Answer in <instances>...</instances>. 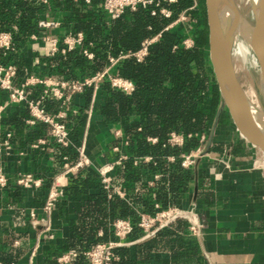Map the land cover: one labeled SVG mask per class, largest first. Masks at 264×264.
Instances as JSON below:
<instances>
[{
	"label": "trees",
	"instance_id": "16d2710c",
	"mask_svg": "<svg viewBox=\"0 0 264 264\" xmlns=\"http://www.w3.org/2000/svg\"><path fill=\"white\" fill-rule=\"evenodd\" d=\"M193 2L194 0H153L152 3L138 5L135 9L125 8L118 17L110 18L102 10L100 0H48L47 3L39 0H0V31H9L12 39L11 49H0V62L15 65L16 83L29 75L41 78L53 76L57 80L68 82L82 79L108 66L109 56L118 57L134 52L145 39L157 35L147 45L146 53L140 60L132 55L123 56L110 67L112 74L132 81L133 90L130 93L115 90L108 82H102L94 93L91 86H85L72 95L70 106L76 109V113L68 112V123H65L73 132L71 143L66 146L57 144L55 148L60 165L64 161H76L79 139L75 128L83 121L85 110L93 100L101 123L105 126L117 125L122 130L126 141L123 151L126 154L124 176L127 180H145L151 177V172L157 170L162 173L161 179L166 181L167 190L163 186L155 190L152 200L151 190H148L139 200L144 205L143 211L150 213L155 210L153 200L159 202L161 208L167 207L170 201L168 193L174 201L175 197L181 195L185 182L191 180V173L180 165V155L199 144L196 133H205L207 137L219 102L207 57L202 4L191 7ZM160 8L168 10L169 15H163ZM51 9L59 10L64 32H81L82 41L80 45L62 53L60 48L63 43L60 39L55 53L38 55L37 62L32 63L34 54L27 56L22 47L28 42V36L38 31L37 20ZM180 13L185 15L186 20L169 26ZM185 37L191 39V46L182 44ZM84 48L92 53L91 58L82 53ZM30 91L29 97L36 99L42 92V86L34 85ZM6 98L7 93L0 89V101ZM43 104L48 111L53 112L54 108L50 106L48 99L45 98ZM26 116L28 110L23 104L15 105L13 111L1 116L0 139L3 127H21ZM35 124L42 132L49 130L48 125L42 121H35ZM228 126L234 128L226 109H223L213 137L218 135L219 128ZM172 130L185 135L182 145L165 144L166 135ZM147 137H155L156 141H148ZM221 148V141H215L209 147L213 151H221ZM167 155L175 158L170 168H165ZM145 156L150 157L149 161H142ZM134 158L140 159L138 166L132 165ZM49 186L50 181L46 180L40 196L46 195ZM91 187L94 191H90ZM5 188L11 193L13 203L21 206V185L7 181ZM66 192L68 195L84 196L78 217L81 223L78 225L70 221V236L64 238L59 245L51 246L43 254L40 264H62L57 262L56 257L61 251L68 249H74L77 255L66 264H88L83 251L95 243L113 239L110 222L118 217H128L132 222L127 239L134 240L142 235L141 229L136 225L138 216L116 195L106 197V191L96 173L87 170L84 175L80 172L71 175ZM22 213L24 220L29 218L27 213ZM98 228L102 231L101 235H97ZM168 228L169 226L161 227L150 239L135 244H143L147 250L155 247L158 236L173 234ZM3 229V224L0 223V230ZM26 234H30V231ZM129 249L130 246L114 247L113 252L118 258L112 264H132ZM21 255L20 247L12 248L7 238L0 239V264H16Z\"/></svg>",
	"mask_w": 264,
	"mask_h": 264
},
{
	"label": "crops",
	"instance_id": "0c3cea01",
	"mask_svg": "<svg viewBox=\"0 0 264 264\" xmlns=\"http://www.w3.org/2000/svg\"><path fill=\"white\" fill-rule=\"evenodd\" d=\"M49 11L51 10H47L37 20L38 31L31 33L27 38L28 42L22 47L27 56L34 54L32 63L37 62L38 55H51L49 43L44 41L43 36L56 37L59 41L71 34L65 33L61 27L60 12L49 16ZM49 18L59 24L43 28L38 26L39 21ZM40 31H43L44 35H40ZM32 34L36 37L32 38ZM30 94L29 90L27 95ZM5 101L6 99L0 101V104ZM14 108L15 105H9L3 115L10 113ZM71 108L73 107L70 105L64 108L65 115L60 118L61 121L68 123L67 113L74 114L70 111ZM88 108L85 110L83 121L75 128L79 139L76 148L83 147L88 162L73 169L68 167L78 161L79 155L74 163L64 161L60 165L55 149L58 143L50 137L48 129L42 132L35 123L29 124L28 116L24 118L21 127H3V131L10 133L9 142L12 146L8 154L3 157L0 155V166L7 181L14 184L16 177L24 174H32L41 179L37 188L21 186L20 209L13 203L11 193H8L6 188L0 190V223L4 227L0 230V239L7 238L10 247L21 248L22 255L16 264H40L43 254L48 252L51 246L59 245L64 238L70 236V221L78 225L81 223L78 217L84 196L67 194L66 187L71 175L78 172L84 175L87 170L98 175L99 167L112 163L121 155L126 156L123 151L126 141L120 127L103 125L97 115L96 105L93 104L90 114L87 113ZM116 131L120 134H116ZM72 136L70 129V140ZM2 138L3 133L0 142ZM215 141L222 142L221 151L209 149L206 154L196 158L191 168L182 167L191 173V180L185 182L181 195L175 197L174 201L168 193V205L174 203L193 210L194 219L201 225L199 234H191L188 222L180 219L169 225L168 229L173 234L158 236L157 245L148 250L143 244L137 246L149 238H142L141 235L133 240L134 243L129 249L132 264H264V159L230 126L219 128L218 135L212 137V143ZM168 157H172V160ZM63 158L65 159V156ZM125 159L116 164L111 185L122 190L123 195L116 196L124 200L138 216L144 206L139 202L140 197L151 190L152 200L155 190L162 186L167 190L168 185L161 179L163 175L159 170L151 172V177L145 180H127L124 176ZM174 159L173 155H167L165 168H170ZM139 163L137 158L132 161L133 166H138ZM46 180L50 181L49 188L53 185L63 193L47 215L42 210L46 195L40 196ZM90 191H94L92 187ZM111 196H108L106 191V197ZM152 204L154 207V204L159 202L153 200ZM23 211L28 215L32 211L36 219L47 217L53 237L47 238L42 226L33 225L30 216L24 220ZM33 226L36 229H31ZM29 231L30 234H26ZM101 233L98 228L97 235ZM62 252L64 251L60 254Z\"/></svg>",
	"mask_w": 264,
	"mask_h": 264
},
{
	"label": "built area",
	"instance_id": "2783aa9c",
	"mask_svg": "<svg viewBox=\"0 0 264 264\" xmlns=\"http://www.w3.org/2000/svg\"><path fill=\"white\" fill-rule=\"evenodd\" d=\"M42 3H47L48 0H39ZM89 2V0H84ZM173 1V0H169ZM153 0H100V5L102 10L110 17H118L125 8L135 9L136 6H144L146 4L152 3ZM157 5V4H156ZM196 5V0L193 2V6ZM58 9H51L48 15L52 16L58 13ZM159 11L165 15H169V11L165 8H160ZM153 14L154 11L152 10ZM186 20V17L183 13H180L178 17L171 23L169 26H172L175 23L182 22ZM59 22L53 19L41 20L38 22L40 28L47 26L58 25ZM44 35L43 31H40V35ZM32 38H35L36 35L32 34ZM157 35L151 37V39H145L138 50L119 55L118 57L109 56V65L104 67L101 71L96 72L90 76L84 77L82 79H75L72 81H60L55 79L53 76L38 77L35 75H29L22 81L15 82V73L16 67L12 63H1L0 62V89L7 93L6 101L0 104V117L4 114V111L9 107V105L23 104L28 110V119L29 124L35 123V121H42L46 123L49 127L50 137L58 144L66 146L71 143L69 137V128L65 122L61 121L60 118L64 117L65 110L68 105H70L72 95L76 92H80L83 87L91 86L93 93L96 91L98 86L102 82H108L110 87L122 91L124 93H130L133 90V83L131 80L114 75L110 72V67L119 57L132 55L136 60H140L143 55L146 53L147 45L155 40ZM45 42L49 43V52L50 54L55 53L58 50V39L56 37L43 36ZM82 41V33L76 32L74 34H67L62 38L63 46L60 48V52L64 53L65 51L71 50L77 45H80ZM182 44L186 47L191 46L192 41L189 37H185L182 40ZM12 48V39L11 34L8 31L0 32V49L8 50ZM82 53L87 57L91 58L92 53L86 48L82 49ZM34 85H41L42 92L36 98H30L27 93ZM49 100V104L54 108L53 112L47 110V107L44 106L43 100ZM93 109V100L90 103L88 108V114L91 113ZM72 113H76L74 108H71ZM116 134H120L119 131H116ZM190 134H187L189 136ZM199 144L190 151L182 153L180 155V165L183 168H191L195 163L197 157L200 156V150L202 144L206 140L205 133H196ZM10 133L8 131H3V138L0 142V155L3 157L8 154L11 150V143L9 142ZM185 139V135L182 132L169 131L166 135L165 144L169 146H180L182 145ZM148 141L155 142V137H147ZM43 142V140H39ZM116 149V148H115ZM78 161L68 169H73L79 166L84 165L88 162L84 155L83 147L78 146ZM126 158V156L121 155L117 160H113L112 163L99 167L98 175L100 177V182L103 189L107 191L108 196L117 195L122 196L123 192L119 187L111 185L112 172L115 169L116 164L119 160ZM150 157L145 156L142 158V161L149 160ZM169 160H172V157H168ZM140 160V159H138ZM15 183L21 185L24 188L32 187L37 188L41 184V179L35 177L32 174H24L16 177ZM7 184V178L0 166V190L5 188ZM62 190L51 186L46 194L45 201L42 207V210L45 215H47L50 210L55 205L56 201L62 196ZM154 212L141 211L138 214V220L136 225L141 229L142 238L150 237L161 227L169 226L171 223L175 222L177 219L186 220L189 224V231L191 234L197 235L200 230V223L194 219V212L190 207H180L174 203L168 205L165 208H161L159 204H154ZM31 222L33 225L40 224L42 230L47 238H52L53 233L50 231L49 220L47 217L43 216L39 219H36L32 211L29 212ZM110 227L113 235V239H110L105 242H98L91 246L89 249L83 251V255L86 257L88 264H112L113 260H116L118 257L113 252V248L117 246H131L134 241L127 239V235L132 229V222L129 218L118 217L113 219L110 222ZM77 252L74 249H68L59 254L56 257L57 262L66 264L75 259Z\"/></svg>",
	"mask_w": 264,
	"mask_h": 264
},
{
	"label": "water",
	"instance_id": "95a60500",
	"mask_svg": "<svg viewBox=\"0 0 264 264\" xmlns=\"http://www.w3.org/2000/svg\"><path fill=\"white\" fill-rule=\"evenodd\" d=\"M222 9L223 0H202L207 57L217 86L219 102L200 155L209 151L219 115L223 109H226L240 137L255 148L264 159V42L259 41L256 50L249 45L256 59L254 80L258 101L255 108L237 78L233 63L228 57H223L219 49Z\"/></svg>",
	"mask_w": 264,
	"mask_h": 264
},
{
	"label": "bare ground",
	"instance_id": "6f19581e",
	"mask_svg": "<svg viewBox=\"0 0 264 264\" xmlns=\"http://www.w3.org/2000/svg\"><path fill=\"white\" fill-rule=\"evenodd\" d=\"M248 2L251 5L252 22L248 21L234 0H223L219 49L223 57H228L232 63L233 60H240L255 66L256 59L249 45L256 50L259 41L264 42V0H248ZM245 92L256 108L254 91Z\"/></svg>",
	"mask_w": 264,
	"mask_h": 264
},
{
	"label": "rangeland",
	"instance_id": "374dc122",
	"mask_svg": "<svg viewBox=\"0 0 264 264\" xmlns=\"http://www.w3.org/2000/svg\"><path fill=\"white\" fill-rule=\"evenodd\" d=\"M237 7L239 6L241 8V11L244 13L245 17L248 19V21L252 22V14H251V5L248 2V0H234ZM202 4V0L198 2L196 0V4L198 5ZM201 6V5H200ZM183 20L182 22H184ZM233 65L235 69V73L237 75V78L242 85L243 89L245 91H254V98L256 101H258V94L256 90V84L254 80V76L256 75V64L251 65L249 63L246 64V62H241L240 60H233ZM236 65V66H235ZM248 85V86H247Z\"/></svg>",
	"mask_w": 264,
	"mask_h": 264
}]
</instances>
